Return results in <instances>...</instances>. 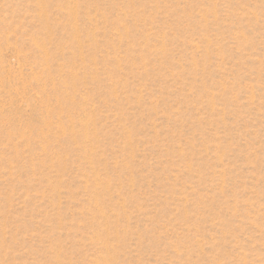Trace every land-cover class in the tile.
Here are the masks:
<instances>
[{"label": "rangeland", "instance_id": "rangeland-1", "mask_svg": "<svg viewBox=\"0 0 264 264\" xmlns=\"http://www.w3.org/2000/svg\"><path fill=\"white\" fill-rule=\"evenodd\" d=\"M0 264H264V0H0Z\"/></svg>", "mask_w": 264, "mask_h": 264}]
</instances>
